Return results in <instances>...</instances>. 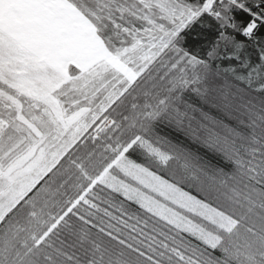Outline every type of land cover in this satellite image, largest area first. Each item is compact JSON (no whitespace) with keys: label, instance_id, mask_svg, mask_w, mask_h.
<instances>
[{"label":"snow or ice","instance_id":"1","mask_svg":"<svg viewBox=\"0 0 264 264\" xmlns=\"http://www.w3.org/2000/svg\"><path fill=\"white\" fill-rule=\"evenodd\" d=\"M0 264H264V0H0Z\"/></svg>","mask_w":264,"mask_h":264}]
</instances>
